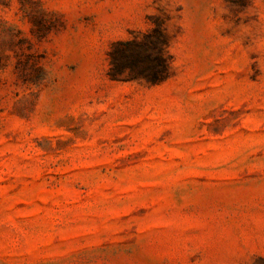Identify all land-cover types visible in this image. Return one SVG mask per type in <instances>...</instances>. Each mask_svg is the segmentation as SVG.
I'll use <instances>...</instances> for the list:
<instances>
[{
    "label": "rangeland",
    "instance_id": "obj_1",
    "mask_svg": "<svg viewBox=\"0 0 264 264\" xmlns=\"http://www.w3.org/2000/svg\"><path fill=\"white\" fill-rule=\"evenodd\" d=\"M0 264H264V0H0Z\"/></svg>",
    "mask_w": 264,
    "mask_h": 264
},
{
    "label": "trees",
    "instance_id": "obj_2",
    "mask_svg": "<svg viewBox=\"0 0 264 264\" xmlns=\"http://www.w3.org/2000/svg\"><path fill=\"white\" fill-rule=\"evenodd\" d=\"M136 49L141 51L146 50L145 44L143 42L128 43L125 49L121 50L119 54L117 53L119 59L115 57L118 64L115 65L112 73L113 78L115 72H121L126 68H130L135 77L145 76L151 78L153 83H158L161 80L163 72L167 69L165 59L161 55L154 57L149 53L142 54Z\"/></svg>",
    "mask_w": 264,
    "mask_h": 264
}]
</instances>
